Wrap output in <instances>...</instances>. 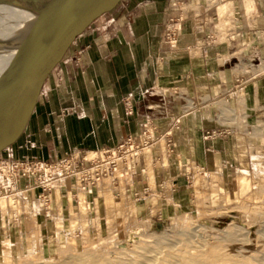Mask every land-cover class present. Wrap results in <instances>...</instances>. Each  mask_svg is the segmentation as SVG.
<instances>
[{
	"label": "crops",
	"instance_id": "obj_1",
	"mask_svg": "<svg viewBox=\"0 0 264 264\" xmlns=\"http://www.w3.org/2000/svg\"><path fill=\"white\" fill-rule=\"evenodd\" d=\"M174 1L182 0H123L106 19L94 23L44 87L11 156L16 160L51 161L72 151L113 147L137 134L143 123L149 122L159 128L158 134L165 136L167 146L174 154H180L182 160L190 159L206 171L218 166L222 170L226 168V159L235 158L236 137L221 132L207 135L208 131L221 130L227 124L226 116L210 117L206 106L200 115L195 112L182 115L183 106L178 100L184 94L202 96L205 104L222 97L236 110L245 108L251 114L264 111V71L234 74L221 69L222 62L217 65L212 44L206 39L209 33L215 32L217 47L227 49L224 52L246 45L248 49H262L264 57V0H255L258 13L247 11L245 0H234L239 12L235 38L228 43L226 38L233 28L217 33L219 16L217 9L212 8L204 13L211 20L204 30H198L191 19L181 23L176 48L165 40L170 4ZM184 1L204 8L205 0ZM226 62L224 59L223 64ZM240 63L236 70L242 69L243 62ZM238 75L246 81L242 87L247 95L244 108L231 93ZM158 82H183L187 92L174 90L172 93L173 88L157 91ZM179 116L181 122L177 126L175 119ZM245 116V119L249 117ZM171 127L172 145H169L165 132ZM156 179L163 189L168 179L172 185L176 179L171 194L173 202L183 203L193 195L192 185L177 167L162 168L157 171ZM27 183L25 178L19 180L21 187ZM147 185L150 182L141 174L125 193L133 195ZM60 191L61 208L69 207V190ZM53 194L56 195V190ZM136 203L142 204L140 200Z\"/></svg>",
	"mask_w": 264,
	"mask_h": 264
},
{
	"label": "rangeland",
	"instance_id": "obj_2",
	"mask_svg": "<svg viewBox=\"0 0 264 264\" xmlns=\"http://www.w3.org/2000/svg\"><path fill=\"white\" fill-rule=\"evenodd\" d=\"M233 2L236 4L234 0H222L217 8L218 14L221 5ZM245 3L247 11L254 10V13H258L255 0H245ZM238 12V9H232L230 12L232 19H230L227 28L233 29L228 32L231 35L226 38L227 43L229 39L235 38L234 26ZM106 17L104 15L95 23H100ZM223 29L225 27L223 28L221 25L216 27L217 33ZM213 38L209 39V42L212 44L213 55L217 65L222 62L221 69L226 68L229 70L228 72L233 71L234 74H239L240 71H264V67H262L264 66V57L263 53L260 52L262 49H248L246 45H240L224 52L227 49L217 47L218 41L216 40L218 38L215 36V32ZM224 59H227V62L223 64ZM240 62H243V67L236 70L237 64H241ZM238 79L240 81L236 80L233 83L236 86H233L234 90L231 93H233V97L239 100V106L244 108L246 102L244 103L243 100L246 99L247 95L242 87L246 81L241 80L239 75ZM156 88L157 91L162 88H173L172 93L174 90L187 92L183 82L163 83L162 85H157ZM183 96L184 98L181 96L178 100V104L183 106L181 108L182 115L188 112H195L200 115L202 108L206 106L205 109H207V114L210 117L215 114L226 116L227 124H224L225 126L219 131L223 135H234L236 137V140H234V147L236 148L235 158L232 160L227 158V165L223 170L221 166L215 169H221L219 170V176L218 173L214 175L210 173L214 170L207 171V174H204L200 171V167L198 168L199 165L196 162L190 159L182 160L183 158L180 154H174L170 147L167 146L165 136H161L157 144L163 141L164 151L163 148L162 150L154 151L153 160L156 163H151L152 165L150 166L146 160V149L145 163L141 166V168H144L142 175L146 176L150 182V192L145 195L147 203H144L145 200H140L142 204L138 205L136 200L139 195H127L125 193L129 184L134 182V179H132L133 173L125 174L120 166L115 173L109 176L110 184L105 188L110 189L116 199H124L129 204L126 208L128 215L126 214L124 217L118 216V224L115 223L111 226L112 231L110 233L104 220L105 199L99 190V183L96 185L97 191L95 189L93 194H86L80 183L72 186L73 179L70 177L60 182H55L53 185L56 193L57 190L61 189L69 190L68 196L71 195L69 196L70 203H73L71 199L76 194V202L73 203L76 213H80L82 202L84 204L87 203L89 212L84 215V218L87 220V229L89 227L88 234L95 241L93 242L95 250L92 248L93 251H91L92 249L89 250L85 247L83 226L79 220L76 221L70 215V203L69 207L60 208L61 211L59 212L56 204V195L53 198L54 203L46 206L44 203H38L37 192L34 193L35 201L34 197L30 198L27 191L19 193L18 196L17 194L12 195L10 192L6 193L4 191L3 187L6 186L8 188L9 184L8 181L1 180L2 177L6 179L5 176H1L4 175L2 168H6L9 160H16L11 156L17 146L16 143L0 156V264H42L45 260L47 261L45 264L50 260H54L55 264H59L58 262L60 264H85L80 259L81 257H87L81 256L82 253H86V250L92 254V258L86 264H264V111L253 112L252 114L245 108L244 110L240 108L239 111L234 106L227 105L222 97H215L216 99L207 101L204 104L202 96L196 98L187 94ZM213 107L216 109L215 111H211ZM245 115L249 117L245 119ZM91 155H95V150H89L88 156L92 157ZM164 159H167V166L164 163ZM26 160L28 159L18 161ZM186 161L193 162L190 170L194 174L192 173L190 180L186 178L187 182L192 185L193 195L183 203L181 201L173 202L171 199V180L168 179L164 189L160 188L156 173L162 168L167 169L169 166L177 167L178 171L184 172L190 167V165H185ZM151 169L155 174L154 184L149 178ZM197 171L201 172V178L200 182L195 184L194 179ZM221 174L222 176L220 177ZM238 174H244L247 179H253L251 196L247 195V185L241 184L242 186H240V176ZM110 177L114 178H111V180ZM104 178L106 177L101 178V180ZM115 180L119 183L117 187L114 183ZM199 190L206 193L207 198L204 199L203 203L201 202V204L196 206L197 192ZM81 191H84L83 194ZM229 191L232 196L236 192V196L231 204H226L221 198H224L225 195L223 196V194H227ZM97 195L98 198L95 199ZM153 195L158 197L155 203L156 212L151 207L150 197ZM11 197L16 200L12 202L10 200ZM33 202L34 206L35 204L37 205L36 209L39 206L40 208L35 209V211L30 209L28 203L33 204ZM96 202L98 205H96ZM134 204L138 205L136 213L133 212L131 214ZM61 205L62 203L60 207ZM96 206L100 208L101 219L95 218ZM139 206L140 208H138ZM100 220L102 221V236L98 233ZM58 222L61 227L60 225L58 226ZM226 227L232 228V231H226L222 234L220 230ZM37 229L42 238L43 254L42 257L39 254L40 258L37 253H33L34 250L32 248H24L23 250L20 248L23 236ZM6 241L9 244L4 247ZM67 243H73L74 250L72 248V251L58 254L59 245L63 246ZM214 247H221L219 249V252L221 251L220 257L218 256L219 260L208 256V252ZM193 254L196 256L195 263L189 260ZM33 255L36 256L34 257ZM23 256H27V258ZM8 257H10V261Z\"/></svg>",
	"mask_w": 264,
	"mask_h": 264
},
{
	"label": "water",
	"instance_id": "obj_3",
	"mask_svg": "<svg viewBox=\"0 0 264 264\" xmlns=\"http://www.w3.org/2000/svg\"><path fill=\"white\" fill-rule=\"evenodd\" d=\"M123 0H33L35 19L0 72V156L25 132L42 91L81 38Z\"/></svg>",
	"mask_w": 264,
	"mask_h": 264
},
{
	"label": "built area",
	"instance_id": "obj_4",
	"mask_svg": "<svg viewBox=\"0 0 264 264\" xmlns=\"http://www.w3.org/2000/svg\"><path fill=\"white\" fill-rule=\"evenodd\" d=\"M221 1L205 0L204 8H202L201 4L190 1L172 2L170 4V16L165 28L166 42L173 48L178 46L181 23L188 19L192 20L198 30H204L206 25L211 22L204 13L212 8L217 9ZM211 38H213V34L209 33L206 39L209 40ZM237 81H240V79H237ZM180 122L181 119L177 118L175 125L178 126ZM217 133H220V131L212 130L208 131L207 135L214 136L218 135ZM165 134L168 138V144L172 145L173 127L166 131ZM160 137L158 127L152 123L145 122L137 134L128 136L116 146L95 150V155L92 157L88 156V150H77L68 152L64 157L51 161L32 159L18 161L12 159L9 160V164L6 166L9 169L8 175H6L9 187L4 186L3 189L6 193L10 192L12 195L34 189L37 192L39 202L48 205L54 203L53 193L56 189L53 184L70 177L73 179L72 186L80 183L86 194H93L95 189L97 191L98 180L112 175L120 166L125 174L133 173L132 179L134 180L137 176L143 174L144 168H141V166L145 163V150L157 142ZM192 164L193 162L186 161L185 165H190L184 171L187 180L191 179L193 173L190 170ZM200 171L207 174L203 167H200ZM21 178H25L28 181L22 187L19 184ZM175 181L176 179H174L172 188L175 187ZM114 183L116 187L119 185L117 180ZM132 184H129L128 187L132 186ZM149 192L150 186L147 185L141 191L135 192L134 195H139L137 200H145V195L149 194ZM141 194L143 195L141 196ZM74 197H76V194ZM97 198L98 195L95 199Z\"/></svg>",
	"mask_w": 264,
	"mask_h": 264
},
{
	"label": "bare ground",
	"instance_id": "obj_5",
	"mask_svg": "<svg viewBox=\"0 0 264 264\" xmlns=\"http://www.w3.org/2000/svg\"><path fill=\"white\" fill-rule=\"evenodd\" d=\"M32 3H33V0H0V72L9 64L10 60L12 59V57L14 56L15 54V48H14V45L16 44V41L19 40V38L21 37V35L23 34V32L25 30H27V28L29 27V25H31V22H33L32 20L35 19V15L34 13L31 12V8H32ZM232 9H237V5L233 2V3H226V4H223L219 7V20L217 22V25L218 26H222L223 28L225 27V29H227V25L228 23L230 22V19H232L230 17V12L232 11ZM236 12V11H235ZM5 18V20H4ZM230 25V24H229ZM232 25V24H231ZM234 26V25H233ZM235 27V26H234ZM226 33V32H225ZM225 35V34H224ZM222 36V35H221ZM225 79V78H224ZM159 85H162L160 82L158 83V86ZM170 89V88H169ZM163 148V151H164V143L163 141L161 143H158L157 142L155 144H153L152 146L148 147L147 150H146V160L147 162H149V165L151 166L152 164L151 163H154L155 161L153 160V153L154 151L158 150V149H161L162 150ZM92 156V155H91ZM90 157V156H89ZM262 158V157H261ZM164 163L165 165L167 166L168 162H167V159H164ZM156 163V162H155ZM157 165V164H156ZM159 165V164H158ZM164 165V166H165ZM155 166V165H154ZM3 171H4V175H1V176H5L6 178V175H8V171L9 169L6 168H2ZM150 170V168H149ZM219 170L221 169H218V170H214V171H211L210 173H213L214 174H217L218 173V176H219ZM117 175V174H116ZM239 175V174H238ZM110 176V175H109ZM109 176H105L106 178H104L103 180H99L98 181V185H99V190L100 192L102 193L101 195L104 196V210H105V213H104V220H105V223L107 224V227L108 229L110 230L109 233L112 231V228L111 226L114 225L115 223L118 224V216H121V217H124L128 212V210L126 209L128 207V203L127 201H125L124 199H116V197H114L115 195H112V192L110 191V189H107L105 188L106 186H108V184H110V180H109ZM149 176V175H148ZM222 176V174L220 175V177ZM240 176V177H239ZM239 183H240V186L242 185H247V195L251 196V186H252V178L250 179H247L246 176H244V174H241L239 175ZM217 177V175H216ZM112 177H110L111 179ZM114 178V177H113ZM112 178V179H113ZM124 178V177H123ZM150 180L153 182L155 181V174H154V171L151 169L150 171ZM200 178H201V172L200 171H197V174L195 175V179H194V183L195 184H198L200 182ZM218 178V177H217ZM111 179V180H112ZM1 180H7V179H4V177H2ZM125 180V179H124ZM236 182V181H235ZM255 182V181H254ZM60 184V183H59ZM154 184V182H153ZM242 184V185H241ZM62 186V185H61ZM59 187V186H58ZM243 188V187H241ZM240 188V189H241ZM199 189V188H198ZM237 189V188H236ZM234 191V190H233ZM238 191V190H237ZM241 191V190H240ZM82 192V191H81ZM84 192V191H83ZM82 192V194H83ZM126 192V191H125ZM34 189H31L28 191V195H30V198H33L34 197ZM231 192H227V194H223L224 198L222 197L221 199H223V201L227 204V203H232L234 200H235V194L236 192H234L235 194H233L234 196H232L230 194ZM254 193V192H253ZM81 196L82 194L79 193ZM206 193H204L203 191H198L197 192V199H196V206H198L199 204H201V202L203 203L204 199L207 198ZM220 194V193H219ZM19 195V193H17V196ZM78 195V194H77ZM85 195V194H84ZM125 195V193H124ZM158 195V194H157ZM258 195V194H257ZM256 195V196H257ZM71 196V195H69ZM248 196V197H249ZM6 197V196H5ZM85 197V196H84ZM56 204L58 206V210L59 212L61 211L60 210V204H61V201H62V196H61V192L60 190H57V193H56ZM157 196L156 195H153L150 197V201H151V207L153 208V210H155L156 212V206H155V203L157 201ZM237 198V197H236ZM2 199V198H1ZM36 198L34 197V200ZM85 199V198H84ZM10 200L12 202H14V198H10ZM72 200V199H71ZM27 201V200H26ZM32 201V200H31ZM36 201V200H35ZM5 202V201H4ZM11 202V203H12ZM36 203V202H35ZM39 203V201H38ZM225 204V205H226ZM228 204V205H230ZM244 204V203H242ZM71 207H70V215H72L71 217L74 218L76 221L79 220L80 224L83 226V232H84V241H85V247L86 249H89L91 250L93 248V239H91V237L89 236L88 234V229H87V220L84 218V215H86V213H88V208H87V203L84 204L82 202V206H81V210H80V213H76L75 211V206L73 203H70ZM96 205H98V203L96 202ZM224 205V204H223ZM245 205V204H244ZM243 205V206H244ZM28 206L30 209L34 210L36 209L37 205L35 204L34 206V202L33 204L32 203H28ZM47 206V205H46ZM202 206V205H201ZM242 206V207H243ZM136 204H134L133 206V209H132V213H136ZM245 207V206H244ZM40 208V206L38 207ZM37 208V209H38ZM42 208V207H41ZM200 208V206H199ZM248 208V207H247ZM246 208V209H247ZM36 209V210H37ZM242 209V208H241ZM4 210V209H3ZM31 212V211H30ZM44 212V211H43ZM260 212V211H259ZM220 213V212H219ZM6 214V213H5ZM34 214V213H33ZM36 214V213H35ZM95 218L98 219L100 218L101 219V214H100V208L99 206H96L95 208ZM130 214V213H129ZM130 214V215H131ZM259 214V213H258ZM81 217H80V216ZM128 215V214H127ZM257 216V214H256ZM124 219V218H123ZM72 220V219H71ZM125 221V220H124ZM73 222V221H71ZM102 221L100 220V224H99V227H98V233L102 236L101 234V228H102ZM75 223V221H74ZM205 223V222H204ZM59 222H58V226H59ZM101 225V226H100ZM61 227V225H60ZM59 229V228H58ZM63 229V228H62ZM223 234V232H226V231H232V228L230 227H226L224 229H221L220 230ZM108 234V233H107ZM101 236H98V237H101ZM59 237V236H58ZM104 237V236H103ZM102 238V237H101ZM100 238V239H101ZM21 239V237H20ZM41 236L39 234V230H35L33 232H28L26 233L23 238H22V243L20 244V248L21 250H23L24 248H32L33 250V253H37L36 255L39 257V254H41L40 257H42V254H43V250H42V244H41ZM75 239V237H74ZM73 239V240H74ZM7 240V239H6ZM9 241V240H8ZM6 241L4 243V247H7L9 242ZM59 242V241H58ZM73 243H67L66 245H59V248L57 249V253L58 254H61V253H67L69 252L72 248L74 250V247L72 245ZM97 245V244H96ZM10 247V246H9ZM8 247V248H9ZM219 247V246H218ZM7 248V249H8ZM19 248V249H20ZM221 248V247H220ZM220 248H217V247H214L212 248L209 252H208V256L209 257H214V258H218V260L220 259V252H219V249ZM7 249H4V250H7ZM94 249V248H93ZM93 249L91 251H93ZM97 249V248H96ZM10 250V249H9ZM95 250V249H94ZM72 251V250H71ZM7 252V251H6ZM5 252V253H6ZM90 252V251H89ZM23 253V252H22ZM32 253V252H31ZM32 253V254H33ZM34 253V254H35ZM94 253V252H93ZM24 254V253H23ZM30 254V253H29ZM28 254V255H29ZM27 255V256H28ZM35 255V256H36ZM87 256V257H81V262L85 264L88 263V261L92 258V254L91 253H88L87 250H86V253H82L81 256ZM27 256H23L25 258H27ZM34 256V255H33ZM34 256V257H35ZM77 256H80V255H77ZM219 256V257H218ZM29 257V256H28ZM39 257V258H40ZM7 258V257H6ZM9 258V261H10V257ZM24 258V259H25ZM32 258V257H31ZM191 259H189L191 262H194L196 261V256L195 254H193L191 257ZM88 259V260H87ZM21 260V259H20ZM45 260V259H44ZM87 260V262H86ZM8 261V260H6ZM43 261V259H42ZM79 261V260H78ZM189 261V262H190ZM45 262H47L46 260L42 263V264H45ZM226 262V261H225ZM39 263V262H38ZM60 264V262H58ZM195 263V262H194ZM46 264H55L54 260H50L48 263ZM236 264V263H234Z\"/></svg>",
	"mask_w": 264,
	"mask_h": 264
}]
</instances>
